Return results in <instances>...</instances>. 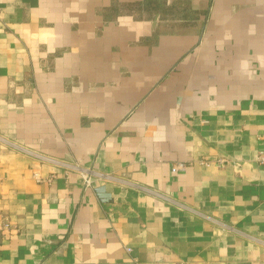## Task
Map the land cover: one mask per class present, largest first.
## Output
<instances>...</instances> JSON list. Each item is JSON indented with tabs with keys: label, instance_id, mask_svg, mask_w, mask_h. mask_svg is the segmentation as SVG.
Instances as JSON below:
<instances>
[{
	"label": "crops",
	"instance_id": "0c3cea01",
	"mask_svg": "<svg viewBox=\"0 0 264 264\" xmlns=\"http://www.w3.org/2000/svg\"><path fill=\"white\" fill-rule=\"evenodd\" d=\"M263 149L264 0H0V264H264Z\"/></svg>",
	"mask_w": 264,
	"mask_h": 264
},
{
	"label": "built area",
	"instance_id": "2783aa9c",
	"mask_svg": "<svg viewBox=\"0 0 264 264\" xmlns=\"http://www.w3.org/2000/svg\"><path fill=\"white\" fill-rule=\"evenodd\" d=\"M256 159L260 164L264 165V149L258 152ZM92 173L93 172L91 169L81 170V174H82V177L84 179V183L86 186H91L95 180V176ZM4 227L9 228V225L5 223ZM127 249L131 250V247H127Z\"/></svg>",
	"mask_w": 264,
	"mask_h": 264
},
{
	"label": "water",
	"instance_id": "95a60500",
	"mask_svg": "<svg viewBox=\"0 0 264 264\" xmlns=\"http://www.w3.org/2000/svg\"><path fill=\"white\" fill-rule=\"evenodd\" d=\"M99 190H101V191L104 190V187L99 188ZM102 195H103V194H102Z\"/></svg>",
	"mask_w": 264,
	"mask_h": 264
}]
</instances>
